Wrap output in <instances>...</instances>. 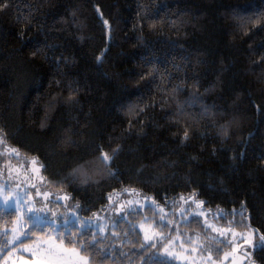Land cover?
I'll list each match as a JSON object with an SVG mask.
<instances>
[{"label": "trees", "instance_id": "obj_1", "mask_svg": "<svg viewBox=\"0 0 264 264\" xmlns=\"http://www.w3.org/2000/svg\"><path fill=\"white\" fill-rule=\"evenodd\" d=\"M0 134L84 216L136 187L264 237V0H0ZM135 220L56 237L91 264H177Z\"/></svg>", "mask_w": 264, "mask_h": 264}, {"label": "rangeland", "instance_id": "obj_2", "mask_svg": "<svg viewBox=\"0 0 264 264\" xmlns=\"http://www.w3.org/2000/svg\"><path fill=\"white\" fill-rule=\"evenodd\" d=\"M0 140V200L14 199L17 194L24 200L16 205L14 224L0 228V234L8 232L7 236L0 235V264H91L78 248L68 247L56 237L65 227L63 222L76 218L81 227L90 221L92 228L97 230L98 226L100 232H105L129 215L136 217L144 241L146 235L150 237L145 243L154 244L157 255L177 264H257L254 252L264 242L262 236L249 225H238L236 218H227L222 209L208 208L196 194L163 201L136 187H126L110 194L105 208L84 216L80 204L67 192L48 187L38 157L22 154L1 134ZM13 148L17 153L10 151ZM25 208L47 215L42 227H50L52 234L35 235L31 229L33 240L13 243L31 228Z\"/></svg>", "mask_w": 264, "mask_h": 264}, {"label": "snow or ice", "instance_id": "obj_3", "mask_svg": "<svg viewBox=\"0 0 264 264\" xmlns=\"http://www.w3.org/2000/svg\"><path fill=\"white\" fill-rule=\"evenodd\" d=\"M0 142H3L2 140H0ZM11 152L13 153H17V149L13 148L10 149ZM110 159V157L108 156L107 153L103 154V160L106 162ZM36 161L35 159L32 160V164L35 165ZM36 171L38 172L39 169H36ZM5 187H7V185H5ZM26 195V194H25ZM17 203H24L23 200V196H21L20 194H17L16 197L14 199H9L8 197H5L3 200H0V210L7 212L8 214L14 213L16 211V205ZM42 211V210H41ZM24 214L27 216V219L31 222V228L29 229L28 232H25L22 234V236L17 237L15 241H13V243H17V242H22L24 239H30V231L31 229H36L38 228L40 231H43V227H42V221L43 220H47V215H41L38 212H32L30 210H28L27 208L24 209ZM49 226L51 225V221L48 222ZM65 224V227H68L69 225L71 227H76L77 225V219L73 218L70 220H66L63 222ZM98 226H97V234H98ZM77 232L79 233V235L81 236H86L89 235L92 232V225L90 221H85L83 222V224L81 225V227H79L77 229ZM3 236H7L8 232L5 231L4 233L0 234ZM150 237H148L147 235L145 236V242L147 243L149 241ZM261 240L264 241V237H261ZM71 243V241H69ZM4 243H7V241L5 240ZM96 239L95 237L88 242L87 247L90 248H95L96 247ZM264 246V245H262ZM83 247V246H82ZM141 247H144V245H141ZM84 250H87L86 248H84ZM85 264H87V261H85Z\"/></svg>", "mask_w": 264, "mask_h": 264}]
</instances>
